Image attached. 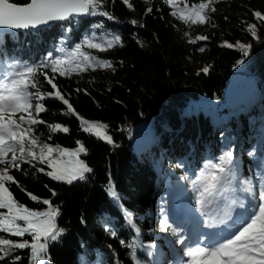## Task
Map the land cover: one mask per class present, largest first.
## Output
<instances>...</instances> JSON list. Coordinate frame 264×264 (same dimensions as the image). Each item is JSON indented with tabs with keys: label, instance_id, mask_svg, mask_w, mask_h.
<instances>
[{
	"label": "trees",
	"instance_id": "16d2710c",
	"mask_svg": "<svg viewBox=\"0 0 264 264\" xmlns=\"http://www.w3.org/2000/svg\"><path fill=\"white\" fill-rule=\"evenodd\" d=\"M129 2L134 10L127 8L122 0L108 4V10L118 18L116 21L88 17L81 23H66L43 32L7 36L12 56L26 61L39 55L44 57L51 47L55 51L63 44L72 50L85 35L93 33L97 38L113 32L122 37V45L104 53L86 49L113 61L115 72L96 69L68 78L58 77L56 81L64 94H70L76 112L85 119L108 125L114 144L83 131L78 117L65 114L66 106L53 98H46L47 111L40 114L46 124L37 127V135L42 133L40 138L53 145L76 148V141L82 142L88 152L82 153L81 159L93 168V173L85 181L68 185L37 172L27 163L22 165L27 175L12 170L25 189L22 191L15 184L10 186L17 200L37 210L47 207L31 201L27 196L30 191L41 200L51 199L61 207L58 226L65 228L66 234L50 245V264H101V261L134 264L126 254L129 250L119 239L110 236L109 225L105 223L112 221L119 229L118 236L126 242L133 238V230L126 226L107 192L109 183L121 194L123 205L138 213L134 220L146 245L157 236V232L154 235L150 232L158 189L162 186L160 174L167 177L161 160L184 173L189 169L185 160L191 162L194 157L195 163L190 165L194 168L204 152L212 158L232 144L237 145L239 130L246 141L252 137L247 146L246 142L243 144V149H248L254 140H264V43L261 42L264 27L258 28L261 40L247 32V24H260L253 13L256 10L264 13V0H217L212 21L206 27L183 24L171 16V8L163 0H153L151 13L146 12L145 0ZM132 19H137L139 24H131ZM94 24H103L104 28L96 29ZM185 31L192 39L198 33L209 39L191 44L183 35ZM5 37L0 40V46L5 44ZM225 41L253 44L244 64L238 63L242 58L239 48H228ZM201 47L205 49L203 52L199 51ZM203 67H208L209 72H202ZM235 74L239 76L240 90L237 114L230 99ZM77 88L81 91L77 92ZM44 90H51L50 85L45 84ZM250 93L255 96L251 103L244 99ZM144 119L154 121L155 145L149 148L145 144L146 151L138 155L130 148L129 133ZM48 123H62L69 132L50 133ZM250 158L243 155L245 163ZM178 164L183 167H177ZM39 166L48 169L47 165ZM52 189L57 192L55 197ZM14 255L24 257L18 264H30L28 250H19ZM138 257L151 262L144 249L138 250ZM0 264H9V260Z\"/></svg>",
	"mask_w": 264,
	"mask_h": 264
},
{
	"label": "snow or ice",
	"instance_id": "6c2138e0",
	"mask_svg": "<svg viewBox=\"0 0 264 264\" xmlns=\"http://www.w3.org/2000/svg\"><path fill=\"white\" fill-rule=\"evenodd\" d=\"M111 2L112 0H0V29L29 31L49 25L50 22L81 23L84 17L97 16L116 21L118 18L108 10ZM122 2L127 8L134 10V5L129 0ZM152 2L153 0H145L148 5L147 13L153 10ZM216 2L217 0H163L165 5L170 6L171 16L185 25L211 22ZM253 15L260 24H247V32L251 37L261 40L258 28L264 27V13L256 10ZM130 23L138 25L139 21L132 19ZM212 26L215 27V24ZM93 27L101 29L104 25L94 24ZM71 30L68 29L69 32ZM183 35L191 44H195L197 40L209 39L207 35H198L192 39L187 31ZM224 44L228 48H239L242 58L238 63L241 65L253 48L252 43L240 41L235 44L225 41ZM117 45H122L120 34L113 32L97 38L93 33L85 35L71 51L61 47L59 52L63 54L56 55L49 51L36 62L12 59L7 36L5 44L0 46V262L8 259L9 264H18L24 257L14 254L19 250H28L30 264H50V245L59 242L66 234V229L58 226L61 207L54 205L51 199L41 200L30 191L27 196L31 201L47 207L37 210L17 200L10 186L15 184L22 191L25 189L16 180L12 170L22 171L27 175L22 169V165L27 163L37 172L68 185L88 179L93 168L85 159H81V154L88 152L85 145L76 141L79 147L68 148L45 142L40 138L42 133L37 135V127L46 124L40 114L47 111L46 98H53L66 106L65 114H75L78 117L83 131L93 133L108 144H114L113 137L107 131L108 125L85 119L76 112L70 102V94H64L56 81L58 77L68 78L73 74L79 75L96 69L115 72L113 61L94 55L86 49L104 53ZM204 50L203 47L199 48L201 52ZM201 71L208 73L209 68L203 67ZM45 84L50 85L51 90H44ZM76 91L81 89L77 88ZM46 126L50 133L69 132V128L62 123H48ZM247 155L253 157L256 152L248 151ZM38 164L47 165L50 170L46 171L43 166L37 167ZM177 167L183 165L178 164ZM241 167L235 150L229 146L215 160L209 159L196 179H191L187 172L180 177L191 184L183 213L177 214V219L173 220L165 206L157 225L161 232L169 233L174 238L167 241L172 259L166 264H264V153L255 163V170L251 167L248 169L250 176L243 175ZM107 192L124 217L126 226L134 230L133 238L126 242L118 236L119 229L113 226L112 221H105L109 225L110 236L119 239L120 244L129 250L126 254L134 264H165L163 261H143L138 257L139 249H144L152 257L164 254L158 251L159 245L156 242L150 241L146 245L143 243L141 228L134 220L138 213L123 205L121 194L113 183H109ZM51 194L55 197L57 192L52 189ZM155 232L156 229L153 228L150 234L154 235ZM176 245L180 247L177 248ZM108 247L111 248L110 245Z\"/></svg>",
	"mask_w": 264,
	"mask_h": 264
},
{
	"label": "rangeland",
	"instance_id": "374dc122",
	"mask_svg": "<svg viewBox=\"0 0 264 264\" xmlns=\"http://www.w3.org/2000/svg\"><path fill=\"white\" fill-rule=\"evenodd\" d=\"M208 22L205 23L202 26H207ZM200 35L199 33L195 35V38ZM156 132L155 130V124L154 121L152 119L147 120L144 119L143 121H141L137 126H135L134 128L130 129V133H129V137H130V141H131V145L130 148L137 153L138 155L142 154L143 152L146 151L145 148V142L148 139L149 136H154V133ZM92 135H94L93 133H90ZM95 136V135H94ZM96 137V136H95ZM98 138V137H97ZM100 139V138H99ZM102 140V139H101ZM104 141V140H103ZM106 142V141H104ZM107 143V142H106ZM79 147V145H78ZM173 174H175V172H173ZM182 180V179H181ZM65 183V182H64ZM182 183L187 185V190L190 192L191 189V184L188 181L182 180ZM167 206L168 209L169 208V203L168 201L165 200L164 203V207ZM169 240L168 236L164 237V241ZM158 251H160V246L158 248Z\"/></svg>",
	"mask_w": 264,
	"mask_h": 264
},
{
	"label": "water",
	"instance_id": "95a60500",
	"mask_svg": "<svg viewBox=\"0 0 264 264\" xmlns=\"http://www.w3.org/2000/svg\"><path fill=\"white\" fill-rule=\"evenodd\" d=\"M55 23H58V22H50L49 25L55 24ZM49 25L40 26L39 29L44 28V27L49 26ZM9 31H11V30L0 29V35L3 34V33H5V32H9Z\"/></svg>",
	"mask_w": 264,
	"mask_h": 264
},
{
	"label": "bare ground",
	"instance_id": "6f19581e",
	"mask_svg": "<svg viewBox=\"0 0 264 264\" xmlns=\"http://www.w3.org/2000/svg\"><path fill=\"white\" fill-rule=\"evenodd\" d=\"M43 50L45 51V50H46V48H44ZM103 70H105V69H103ZM184 207H185V206H183V208H184Z\"/></svg>",
	"mask_w": 264,
	"mask_h": 264
}]
</instances>
